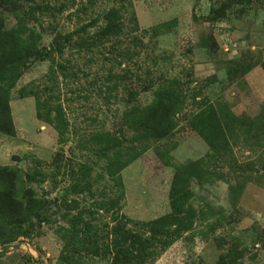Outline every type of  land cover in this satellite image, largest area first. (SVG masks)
<instances>
[{
	"label": "rangeland",
	"instance_id": "374dc122",
	"mask_svg": "<svg viewBox=\"0 0 264 264\" xmlns=\"http://www.w3.org/2000/svg\"><path fill=\"white\" fill-rule=\"evenodd\" d=\"M264 264V0H0V264Z\"/></svg>",
	"mask_w": 264,
	"mask_h": 264
},
{
	"label": "trees",
	"instance_id": "16d2710c",
	"mask_svg": "<svg viewBox=\"0 0 264 264\" xmlns=\"http://www.w3.org/2000/svg\"><path fill=\"white\" fill-rule=\"evenodd\" d=\"M127 259H128L127 257H122V259L121 260H117L116 263L117 262H121V264H127L128 263Z\"/></svg>",
	"mask_w": 264,
	"mask_h": 264
}]
</instances>
